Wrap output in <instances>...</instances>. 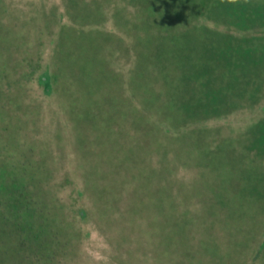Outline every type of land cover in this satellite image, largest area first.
Masks as SVG:
<instances>
[{"label": "trees", "instance_id": "obj_1", "mask_svg": "<svg viewBox=\"0 0 264 264\" xmlns=\"http://www.w3.org/2000/svg\"><path fill=\"white\" fill-rule=\"evenodd\" d=\"M64 1L68 23L62 25L55 50L37 80L46 95L60 101L73 138L85 135L83 127L90 123L94 130L89 138L103 135L102 145L89 150L92 156L79 155L80 144L75 143L83 184L82 190H76L77 197L91 201L100 232L118 247L126 245L129 259L138 245L145 255L151 253L149 264H161L178 253L186 259L215 256L216 263L231 264L230 247L218 242L219 221L209 224L207 219L228 213L234 205L230 198L239 191L223 185L226 196L216 197L210 191L214 184H199L195 179L191 186L180 183L176 174L183 165L172 159L186 156L190 166L210 171L208 179L217 170L216 160L223 166L218 170L224 172L233 162L242 168L245 163L249 168L264 163V154L259 159L256 148L264 138V102L255 101V116L246 134L231 135L221 124H207L246 105L244 99L259 100L264 92V0H127L124 7L130 10V19L124 24L129 37L120 38L89 27L96 14L83 7V1ZM116 15L120 19L119 12ZM3 25L0 264H65L64 258L75 247V235L82 234L77 219L87 223L90 214L83 207L74 208L77 217L68 214L58 195L62 182H53L46 167L51 145L44 141L39 145L30 135L38 125L40 106L26 101L17 76L20 72L31 77L39 70L40 60L27 59L29 26L10 30L7 24L2 30ZM116 47L130 53L126 58L130 65L121 74L112 68ZM12 75L16 79L7 82ZM119 79L126 86L121 88ZM107 96L110 101L96 108L97 100ZM145 97L151 98V109ZM86 109L91 113H84ZM154 156L159 160L153 166ZM64 178L67 185L74 183ZM168 178L179 182L175 191ZM192 188L203 205L202 212L193 215L187 213L182 199V190L191 193ZM242 194L247 196L245 191Z\"/></svg>", "mask_w": 264, "mask_h": 264}, {"label": "rangeland", "instance_id": "obj_2", "mask_svg": "<svg viewBox=\"0 0 264 264\" xmlns=\"http://www.w3.org/2000/svg\"><path fill=\"white\" fill-rule=\"evenodd\" d=\"M63 1L0 0V25L2 23L4 24L2 30L6 28L7 24L11 25L12 29L10 30H13L14 28L22 29L24 24L25 26H29L28 34L31 39V43L29 42L31 46L28 45L29 55L27 59H29V62L37 61V59L40 60L39 70L35 72L34 75H31V77H26L20 72L17 75L20 77L19 81L21 82L20 85L22 87L21 92L23 94L24 91L26 101H29L33 104L36 103L40 106L38 107V111L40 113V115H38V125L36 128H34V131L31 132L30 135H33L34 139L39 145H41V143L43 144L44 142H47L51 145L49 146L51 152L48 157H46L48 160L46 167L48 166V170L51 169L52 171L53 182H62L63 188L59 189L58 195L68 207V214L70 216L72 215L77 217L74 208L79 207L87 209L88 213L90 214V216L88 215L89 218L87 219V223H82L76 218V228H78V233L82 231V234L75 235V247L73 248L72 252H70L71 254L67 255L63 261L65 264H149L151 263V260L149 259L151 258V253L145 255L143 248L140 246L136 245V249L132 246L135 250L132 251V254H130L132 258L129 259L128 253L126 251V245L123 247H118L115 245V243H111L112 239L100 232L97 226L98 220L95 218L96 216L94 215V209L91 201L86 196L83 199H79L77 197L76 190H79V188L82 190L83 184L80 180L81 173L76 159L77 146L75 143L80 144L78 145V148L81 152L79 155L83 153L82 155L85 157L92 156V153H89V150L91 148H95L96 144L98 146L102 145L101 140L103 135H97L95 139L89 138L88 135L94 130L93 125L90 123L86 127H83L85 135L80 136L78 139L75 137L73 138L69 123L58 106L60 101L54 96L51 97L46 95L44 93L43 86L37 80L38 72L44 68L46 62H49L52 52L55 50L54 42L56 39H58L62 25L68 23L67 16L65 15V7H67L68 4L67 1H64V3ZM82 1L84 3L83 7H89V9L95 11L96 14L92 21L93 25L85 26L96 27L101 30L111 32L116 36L118 34L119 38L120 36L123 37L124 35H128L129 30L126 32V29L128 28L124 24L130 19V10H127V8L124 7L126 6L124 1L127 2V0H81V2ZM115 11L119 12L120 19L115 18V16L117 17L116 14L118 13L117 12L115 14ZM62 14H64L63 17L61 16ZM81 20L84 19L81 18ZM32 21L34 23H32ZM122 50L123 49L120 48L116 49L112 63V68H114L115 71L120 74L124 73L123 71L126 68V65H130V60H126V58L129 59L128 54L130 53H126V51ZM25 64H22L23 69L27 68L24 67ZM15 77L16 76L12 75L5 80L12 83L16 79ZM118 82L121 88L122 86H126L123 85L126 81H121V79H119ZM259 97V100H254L251 103H249L247 99H244L246 105H242L241 108L234 110V112L228 114L225 117L211 119L207 124H217L219 126L221 124V126L225 129V132L231 135L237 133L239 135L246 134L245 128L246 126H249V123H251L250 121L255 116L253 114V110L256 107L255 104L260 100L264 102V92ZM103 98L104 99L102 100L101 98L97 100L95 103L96 108L101 105V102L104 103L105 100L110 101V96ZM143 101L145 105L148 106L147 108L151 109V98L145 97L143 98ZM83 112L88 114L91 113L89 109H86V111ZM249 113L250 115L245 117V122H242L244 120L242 116H245ZM71 127H74L73 123ZM97 129H100L99 126H96V130ZM74 139L78 140V142H74ZM260 140L263 142H259V145L256 146L257 156L259 159L264 154V138L263 140ZM39 148L40 147H36V150L38 153L37 156L40 157L41 153ZM98 155L99 153L97 152V156ZM174 159L179 158L177 157ZM158 160L159 157L154 156L151 160L152 165L154 166L158 164ZM172 161L183 165L179 166L180 170H177L179 174H176V176L179 175V179H181L180 183L185 181L189 186H191L192 180L195 179L198 180L199 184H214L210 191L217 193L215 194L216 197H219V195L224 197L226 196L225 192H223L225 189L222 187L223 185H226V188L232 186V189L236 188V190L239 191L238 193L235 192V194L237 193L236 197L230 198L231 204L234 205L228 208L230 210H228L229 212L227 211L228 213H223V216L222 218L220 217V219L219 217L216 218V216L211 214L207 221L209 224L219 221L218 224L216 223V227L218 228L216 230L218 242L220 241L227 243V247H230V262L233 264H264V242L262 241L263 239H261L263 234L261 232H264V205L261 201L264 199L263 161L261 163L257 162L255 164L257 167L252 168H249L250 166L247 163H245V166L242 168V164H233V162L227 166L228 169H226V172H224L222 170V164L220 166L221 162L216 160L214 164H216L215 166L217 170L212 173V179H214V181L211 178H209L210 180L207 178L210 177V171H198L196 167L190 166L188 164L189 160L186 158V156L181 158L179 161L173 159ZM233 165L237 168L236 172V169L233 167ZM218 168L222 169L218 170ZM226 173L227 175L229 173L234 174L235 177H226L224 179L223 174ZM64 177L69 178V183H71V180H73L74 183L67 185V182L64 181ZM166 182H168L169 185L173 183L172 185L174 187V191L175 188H177L176 183H179L175 182L173 178L166 179ZM185 188H187L186 185ZM191 190H193L191 193L190 191L182 190V199L184 202L183 207L187 206L185 207L187 208V213H200L203 209V205L198 202L201 196L199 198L196 195L197 192L194 191L193 188ZM228 191L232 196L231 190ZM244 191L247 193L246 197L242 194ZM249 195H251L253 198H251ZM185 198L188 202L184 200ZM233 198H235V200H233ZM206 213L210 215V211L208 209H206ZM85 230L89 231L90 236L88 238L85 237ZM112 232H110V234ZM253 254L256 256L255 260H251ZM174 257H180L181 260H175ZM215 260V256L212 258L206 257L204 260H200L198 256L194 257L193 259H186L184 254L182 255V253H178L171 258L168 256L167 259L165 258V261L161 264H218L215 262Z\"/></svg>", "mask_w": 264, "mask_h": 264}]
</instances>
